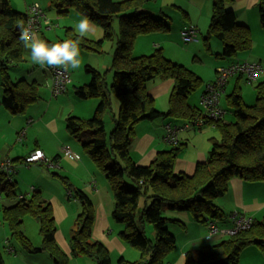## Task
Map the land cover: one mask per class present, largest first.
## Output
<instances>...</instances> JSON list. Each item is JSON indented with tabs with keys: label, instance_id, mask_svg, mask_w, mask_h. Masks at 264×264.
Segmentation results:
<instances>
[{
	"label": "trees",
	"instance_id": "16d2710c",
	"mask_svg": "<svg viewBox=\"0 0 264 264\" xmlns=\"http://www.w3.org/2000/svg\"><path fill=\"white\" fill-rule=\"evenodd\" d=\"M153 1L156 0H49L50 6L59 16L67 15L72 9L77 10L103 30V37L96 41L87 36L78 38L74 28L67 27L65 37L58 42L75 40L86 50L102 53L104 42L114 40L115 35H119L112 61V83L109 84L106 74L87 66L92 76L91 82L75 88L78 98L99 99L94 116L82 118L69 114L65 119L67 133L83 145L98 169L106 175L114 197L112 216L124 225L118 234L119 238L140 251L139 261L132 262L121 256L118 264H168L169 255L178 245L176 235L167 224L175 222L180 229L186 230V223L177 218L165 217L164 209L187 210L196 222L208 226L215 221L221 226L227 214L215 201L228 192L230 180L239 177L250 182H264V81L255 84L256 100L253 104L245 103L239 87L228 95L227 101L233 110L234 121L209 119L202 107L189 101L202 81L198 74L167 58L162 47L156 48L152 54L133 56L139 35L171 30L164 19H155L143 10L145 5ZM228 1L213 0L210 24L204 38L208 46L212 38L223 43L222 58H233L248 52L253 43L250 27L237 22L234 11L227 9ZM259 7L264 27V0H260ZM27 18L26 12L12 8L11 0H0V73L4 88V98L0 104L12 115H24L30 106L41 99V83L38 80L21 78L15 82L11 76V70L26 61L18 25H26ZM116 19L119 20L118 34L114 29ZM53 26L51 21L50 27H47ZM46 71L50 91L51 70L46 68ZM161 81H171L173 86L168 111L157 108L156 98L149 89L152 83ZM112 95L120 99L121 108L118 118L114 119L115 128L108 135L104 115L112 108ZM161 118L190 120L197 128L207 123L215 124L220 130V138L211 139L212 148L208 159L198 162L192 174L175 169L184 144H180V126L171 122L178 129L177 142L169 143L173 146L171 150L158 152L148 165L139 164L132 157L130 148L136 126L143 121ZM30 120L26 122V137L34 119ZM165 135L166 126L163 139ZM18 137V142H25L26 137L23 141H19ZM63 147L67 146H61V152ZM27 156L15 160L7 157L11 159L15 173L18 162L24 166H44L43 163H28ZM59 177L70 195L81 204V212L75 219V228L72 229L66 249L59 242V228L52 202L40 189H34L30 196L18 194L15 180L10 183L7 173L0 168V216L9 227L11 238L17 240L26 252H46L53 264H71V259L79 256L94 260V264H111L109 247L92 238L95 226L92 199L67 177ZM4 196L8 198L7 202L16 201L2 204ZM142 200H145V204L141 209ZM147 200H151L150 205ZM27 216L35 217L39 222L42 236L39 246L33 244L25 231ZM232 217L231 213L229 218ZM148 224L154 227V237L146 233ZM6 242L7 251L15 253L10 240ZM251 245L264 250V218L254 220L250 228L224 237L219 243L191 249L186 254L184 264H240L241 252ZM0 264H5L1 252Z\"/></svg>",
	"mask_w": 264,
	"mask_h": 264
},
{
	"label": "crops",
	"instance_id": "0c3cea01",
	"mask_svg": "<svg viewBox=\"0 0 264 264\" xmlns=\"http://www.w3.org/2000/svg\"><path fill=\"white\" fill-rule=\"evenodd\" d=\"M162 1H163V8L172 5L173 7L179 9L181 12H183V10L185 11L183 12V14L185 13L184 14L185 21L182 20L183 24L180 28L181 29L180 34L183 28L188 25L197 26L200 31L199 33L204 32V26L202 28V25L204 24L206 25V22L211 17L213 0H175L176 4H165V0ZM235 1L232 0L228 1V3L230 4L229 5L230 9L234 11L237 18V22H239L240 24H245L250 27L252 34V41H253L252 48L248 52H242L238 54L237 57L224 58L225 60L222 62H215L216 72L217 69L221 66H228L237 61H244V60H247L249 62L257 61L264 66V27L262 26L260 20V7H259L260 0H240L242 3V4L240 3L241 5H239L238 3H234ZM34 2H39V1L35 0ZM47 2L49 5L50 4L49 0H47ZM30 4H32V0L31 1L24 0V2H20L21 8L20 7L17 8L18 10L16 11L25 13L27 7ZM45 13L47 17L54 23L53 18L48 15V12L46 10ZM76 14L81 15L82 13L77 12L73 14L72 11H70L67 15H61L64 16V21H62L64 22L63 24L64 29L67 27H72L75 29V25L79 22L80 19H82V17ZM199 25H201V27ZM57 26L59 27L61 26L60 21H58ZM53 27L52 28H48L47 26L43 27V29L37 33L38 37L40 39L46 41L48 40L53 43H56L59 40L63 39L65 37V30L60 31L61 33H59V35H56L55 37V34L51 35V32L53 31ZM91 28L92 31L89 34V36L92 35V37L91 36L89 37L88 35L87 37L96 40L101 39L103 37L102 30L99 29V26L91 22ZM46 32L48 37H46ZM165 40L166 38L163 39V41ZM154 43L156 47L159 46V44L156 43V40L154 41ZM173 44L175 45L176 42H171V45ZM221 47L223 49V44L220 45L217 48V50H220ZM79 48H80V54L82 53L84 54L85 52L84 48L81 47L80 45ZM25 53H27L26 57L30 59L29 51L24 48V54ZM217 53H218L217 56L221 57L220 56L221 50ZM28 59L26 60V62L27 64H30L28 62L29 61ZM169 59L172 60V58ZM31 64L33 65V68L28 73H26L25 69L23 68L22 72H18V74H20L19 76L28 80L30 77H32L34 80H38L39 82L43 81L42 79L44 78V82L46 84V87L48 88L47 85L48 71H46V68H42V74H43L42 76L43 78H42L41 76H38L36 74L38 68L37 65H34V63ZM27 66L25 68H27ZM80 66H82V63L80 64ZM80 75L81 73L79 67L78 69L74 70V77H72L71 79L72 82L70 85L78 81V84L76 85L74 84L75 86L74 88H76L77 86L84 85L87 83L86 81H88L87 79L88 77H85L84 74L81 76ZM262 81H264V72H262L260 76L253 82H249L247 78L241 74L232 76L228 80L225 87L226 97H228L229 94H231L239 87L242 90V95L245 103L253 104L256 100L255 84ZM208 82L212 83L211 81ZM208 82L204 84L203 88H201L200 91L191 94V96L189 97V101L191 100L190 102L192 104L202 107L201 100L207 88L206 86L208 85L207 84ZM243 82L247 83L244 84L246 88L243 87L242 85ZM172 88L173 86L171 81L155 82L149 86V89L156 98V101L160 97L169 96V94L172 91ZM47 90L48 93L50 94L49 88ZM69 92L70 91L68 89L66 93L56 97V101H52V102L48 101L47 103L40 105L41 109L39 111L42 113V115L41 113H38L36 109H34V107L32 106L29 107L31 109H29L30 111H29L28 119H34V121L27 130V137L25 142L23 143L24 147H19L17 143L18 142L17 137L19 132L26 128V122L28 119L26 120V122L22 117H20V119H15V117L19 115H12L7 109H5L13 117H8V122H7L8 124L6 126L0 125V163L7 157H10L14 160L17 158L22 159L27 155H29L34 149L40 148L45 152L47 157L51 159H55V162L59 164L60 167H55L57 170L63 169L64 173L70 176V172L68 170V165H70L69 159L72 161H74L75 159L71 155H67L61 152V146L69 144L70 145L69 147H72V149L69 148L68 146L67 147L71 151L78 153L80 156H81V151H80V146L74 141L72 137H70V135H68L67 130L65 128V119L69 114H72L71 106L75 105L76 102H78L73 95L69 94ZM164 99H165V103L161 104L160 107H158L157 105L156 106L162 111H168L169 100H167L166 98ZM61 106H62L61 109L62 113L57 112L52 115H49L50 111L54 107L60 108ZM80 106H82L83 109L89 112L90 110L88 108L94 109L93 105L91 104L80 105ZM167 120L169 121L171 119L166 118L163 119V121H161V119L160 120L157 119L153 121H143L136 126L135 137L131 145V147H133L134 149L133 152L131 151V155L134 158L135 162L142 165H148L152 162V160L154 159V157L157 155L158 152L168 151L173 148L172 145L166 143L163 139V136L165 134V126L171 122V121L168 122ZM171 123L180 126V130H179L180 144H184L183 145L184 148L180 152L178 159L176 161L175 169L176 171L179 172L192 174L195 171L198 162H204L208 159L209 152L212 148L211 139L214 137L218 138L217 137L218 127L215 124L207 123L205 126L203 127L201 126V128H197L196 125L195 126L192 125L194 123H191L190 120H183V119L177 121L173 120ZM187 124H189L190 126L188 127ZM43 131L46 132L45 136L41 135ZM17 165H18L17 173H15L14 175V180L18 194L27 195L30 191L33 192L34 189L35 190L40 189L43 192L44 196L52 202L54 207L55 218L57 221L61 222L65 218H68L70 216V211L74 215L73 218L76 217L75 215L78 212V203L77 205L76 203H74L75 210L70 209V207L67 206L66 203H64L65 194H68L69 197L72 198L74 197L70 195L69 190H67V187L64 184L63 185L66 188L67 192H65L63 187L58 188L57 186L53 191H48L44 186H42V184L38 186L32 185L33 187H31L30 190L26 186L21 187L18 181H21L20 178H23L24 174H27L32 179L33 184L38 182L34 181L32 175L33 172L26 171L24 168H22V166L24 165L20 164V162H18ZM27 167H31V166H27ZM36 167H37V171L44 173L43 170H40V168H38V167L43 168L44 166L39 165ZM16 175H18L19 178L18 177L15 178ZM56 176L59 177L60 174L57 173ZM67 178L71 182V179L69 177ZM55 183L57 182L55 181ZM91 186L93 187V189L91 188ZM82 188L92 199L95 205L93 199L95 196L100 198L99 192L102 191L101 189H98L96 182L93 183L90 182L89 185ZM43 189H46V192ZM73 199L75 200V202L79 201L75 198ZM3 202L4 201H2V203ZM12 203L14 202H11L9 204ZM79 205H81L80 201H79ZM218 205L227 214L226 220L221 222L220 224L221 227L230 228L234 225V218L233 217L231 219L229 218L230 214L232 213L233 216L234 212H237L238 215L251 217L253 219V222L254 220H261L264 218V184L261 182L246 181L239 177L232 178L229 182L228 192L224 196L219 197ZM103 206L104 205L102 204V200L99 201V207L103 208ZM186 221L188 222V225L193 228V232L189 233V230L186 227L187 233L183 234L180 232L179 234H175L178 246L169 255L168 264H184L186 259V254L191 249L200 248L199 245L202 244V242L199 241V239L201 238L200 235H202V233L198 227H195L196 223H194V221L191 220H186ZM109 225H112L109 219V214H106L104 211H102V215L100 216V218L96 219L95 217V226L93 229V234H96L98 237H100L102 239V242H104L109 248L116 247L121 252H125L127 250V247L123 243V241L119 238V236L110 237V235L106 234L105 229ZM73 227L68 232V235L70 236H72ZM100 231H102V236L97 233ZM58 238L63 248L66 249L69 247V239L67 238V234L61 228H59ZM191 244H193L192 247L188 248L189 245ZM239 261L240 264H264V250L257 245H251L245 248L241 252Z\"/></svg>",
	"mask_w": 264,
	"mask_h": 264
},
{
	"label": "rangeland",
	"instance_id": "374dc122",
	"mask_svg": "<svg viewBox=\"0 0 264 264\" xmlns=\"http://www.w3.org/2000/svg\"><path fill=\"white\" fill-rule=\"evenodd\" d=\"M28 1H31V0H28ZM34 1L35 0H32V3ZM38 1L42 4V6L44 7V10H46L48 12V15L53 18L54 27H53V31L51 32V35L55 34V37H56V35H59V33H61L60 31L65 30L63 27L64 22H62V21H64V16H58L56 14V11L50 6V4L48 5L47 0H38ZM232 1H235V0H232ZM20 2H24V0H11L12 8L14 10H18L17 8H19V7L21 8ZM234 3H238L239 5L242 4L240 0L239 1L236 0ZM165 4H176V3H175V0H165ZM229 5L230 4L227 3V9L230 10ZM143 10L149 12L155 19H164L170 25L171 30L169 32H153V33L139 35V37L137 38L136 44H135L136 48L133 51V56L152 54L156 50V48L162 47L165 55L168 58H172L173 61H176L182 65H185L186 67H188L190 70L197 73L202 78V81H201L199 87L193 93H197L198 91H200V89L203 88V86L206 82L216 81L217 74L215 71V69H216L215 62H222L225 60L224 58L222 59L221 57L217 56V54H218L217 52H219L221 50V53H222L224 46H223V49L221 47L220 50H217V48L220 45H222L223 43L219 39H216V38H212L210 40L209 46L206 45L204 38L206 37L207 32H208L210 19L206 22V25L205 24L202 25V28L204 26V32L199 33L198 41H196V42H184V40L182 39V36L180 34V31H181L180 28L183 24L182 20L185 19V16L183 14V12H185V11L183 9H182L183 12H181L179 9L173 7L172 5H169L166 8H163V1L162 0H156V1L150 2L147 5H145ZM71 11L73 14L77 13L76 12L77 10L72 9ZM161 12H163V13H161ZM76 15H79L82 18L84 17L83 14H81V15L76 14ZM58 21L61 22L60 27L57 26ZM199 26L201 27V25H199ZM99 29L102 30V28L100 26H99ZM114 29L116 31V34H118V32H119V20L118 19H116L114 22ZM102 34H103V30H102ZM175 34H176V36H175ZM90 36L92 37V35H90ZM46 37H48L47 32H46ZM118 37H119V35H115L114 40H106L103 44V52L102 53L91 52L89 50L84 49V51H85L84 54L83 53L81 54L82 66H80V73H81V75L84 74L85 77H88L87 78L88 81H86L87 82L86 84H89L91 82V77H92L91 74L87 70V66H91V67L97 69L99 72L106 74L109 84L112 83L113 76H114V70L112 68V61L114 58V53L116 51ZM164 38H166L165 41H163ZM155 40H156V43L159 44L158 47L155 46V43H154ZM171 42H176V44L171 45ZM163 44H165V45H163ZM24 56H25V59L27 60L28 59L26 57L27 53H25ZM28 60H29L28 62L30 64H27V62L25 61L24 63L16 66L15 68H13L11 70V76L15 82H17L18 80H20L22 78L21 76H19L20 74H18V72H22L23 68L25 69L26 73H28L33 68V65L31 64V63H33L31 61V58ZM34 65H36V64H34ZM26 66H27V68H25ZM37 67L38 68H37L36 74L38 76L42 77L43 76L42 68H40L38 65H37ZM26 73H25V76H26ZM70 73H71V79H72V77H74V70H71ZM29 80L31 81L34 79L32 77H30ZM39 80H41V79H39ZM42 80L43 81L40 82L41 83V87H40L41 99L36 104L32 105V107H34V109H36V111L38 113H41L39 111L41 109L40 105H43V104L47 103L48 101H50V102L56 101V98H50L51 95L48 93V90H47L48 88L46 87V84L44 82V78ZM70 84H69V86H70L69 94L73 95L75 97V99L78 101V102H76L75 105L71 106L72 115H76V116L82 117V118H92L96 112V108L98 106L99 99H97V98H90V99L78 98L76 93H75L76 89L74 88L75 87L74 84L75 85L78 84V81L74 82L72 85H70ZM207 84H209V82ZM244 84H247V83L246 82L242 83L243 87L246 88L244 86ZM43 89H45V90H43ZM0 94H1L0 95L1 96L0 102H2V100L4 98V96H3L4 88L2 87L1 73H0ZM169 96H170V94H169ZM169 96L160 97L156 101V103H157L156 105L158 107H160L161 104L165 103L164 98L169 100ZM111 100H112V108H111V110L107 111L106 114L104 115L105 127H106V132L108 135H110V133L115 128L114 119L118 118V116L120 114V108H121L120 99L116 95H112ZM88 104H91L94 107V109L87 107L90 110V112L83 109V107L80 106V105H88ZM220 105L226 111L224 120H226L227 122L234 121L235 116H234L233 110L231 109L230 105L228 104L227 97H226L225 93H223L221 96ZM5 109L6 108L4 107V105L0 104V125H2V126H6L8 124L7 123L8 117H13ZM29 109H31V108H28V110L24 114V116L19 115V116H16L15 119H20V117H22L26 122V120L29 118V111H30ZM61 109H62V106L60 108L54 107L50 111L49 115H52V114L57 113V112L62 113ZM202 109L204 110L203 107H202ZM41 115H42V113H41ZM168 119H171V118H168ZM161 121H163L162 118H161ZM169 121L172 122L173 120L171 119ZM41 135L45 136L46 132L43 131L41 133ZM217 137L220 138V130L219 129L217 130ZM74 141L80 146L81 159L80 160H74V161L69 159L70 165H68V170L70 172V176L68 174L64 173L63 169L57 170L55 167H47V166H44L43 168L38 167V168H40V170H43V172H44V173H41V172L37 171L36 166L27 167V166L21 165L22 168H24L26 171L33 172L32 175H33L34 181H37L38 183L33 184L32 179L27 174H24L23 178H20L21 181H18V182L20 183L21 187L26 186V187H28L29 190L33 186H38V185L42 184V186H44L48 191H53L55 189V187L57 186L58 188L63 187L65 192H67L66 188L64 187L65 184L62 183L63 181L61 180L60 177L56 176L57 173L62 175V176L69 177L71 179V182L73 183V185L76 186V188H80L83 191H84V189L82 187L89 185L90 182H92V183L96 182L98 189H101L102 191L99 192L100 198L95 196L93 199L95 202V205H94L95 217H96V219L100 218V216L102 215V211H104L106 214H109V219H110L112 225H109L105 229V232L107 235H110V237L118 236L119 232L121 230H123L124 225L122 223L117 222L112 216V211L114 209V207H112V206H114V197H113V192L111 190L110 184L106 178V175L98 169V167L96 166V164L94 163L92 158L89 156L88 152L83 147V145L80 142H78L76 139H74ZM17 143H18L19 147H24L22 142H17ZM66 146L69 147L70 145L66 144ZM109 146H110V143H109ZM69 148L72 149V147H69ZM133 150H134L133 147H131L130 151L133 152ZM35 171H37V172H35ZM94 173H96L97 175ZM17 177L19 178L18 175L15 176V178H17ZM127 180H128V182L132 183L130 179H127ZM55 181L58 183V185H57V183H55ZM261 183L264 184V182H261ZM91 188L93 189L92 186H91ZM46 189H43V190H45V192H46ZM31 193H32V191H30L27 194V196H30ZM96 195H98V194H96ZM73 198L69 197L68 194H65L64 195V203H66L67 206L70 207V209H74V210H75V204L74 203H76V205L78 203V212L75 215L77 217L79 212H81V205H79V201L75 202V200ZM7 199L8 198H6L4 196L3 197L4 202L2 204L7 203ZM101 200H102V204L104 205L103 208L99 207V201H101ZM14 201H16V200L13 199L11 201H8V203L14 202ZM218 201H219V198L216 199L215 203L218 204ZM144 202H145V200H142L141 209L144 208V204H145ZM147 202L149 205L151 204V200H147ZM163 215L165 217H168V218H173V219L177 218L179 220H183V222L186 223V227L188 228L189 233L193 232V228L188 225V222L186 220L194 221V223H196L195 227H198L202 233V235H200L201 238L199 239V241L202 242V244L199 245L200 247H203L206 245H214L216 243H219L221 240H223V238L220 236H216V237H214V239H212V238L208 239L207 238L208 226L205 225L204 223L196 222L190 211L179 210V209L173 210V209L166 208L163 210ZM73 216H74L73 213L70 211V216L68 218H65L61 222L57 221L58 228H61L63 231L66 232L67 238L69 239V241H70L72 236L68 235V232L73 227V224L75 223V219H76V217L73 218ZM167 226L173 234H179L180 232L183 234L187 233L186 232L187 230H184L183 228H182V230L179 229V225L176 224L175 222H169L167 224ZM74 228H75V226L73 227V229ZM25 231H26L27 235L32 239V242L34 245L39 246L40 244H42V236L40 234L39 222L35 217L27 216V218L25 220ZM97 233L102 236V231L97 232ZM146 233L149 237H154L155 230H154V227L152 224H148L146 226ZM92 238L95 240L102 241V239L100 237H98L96 234H93ZM8 239L10 240L9 243H11L15 247V250H16L15 253H10L9 251H7L6 247H7L8 242H6V241ZM123 243L127 247V250L125 252H121L116 247L109 248L111 259H112L111 264H118V261H119L121 256H124L127 260L132 261V262L140 260V251L137 250L136 248L131 247L129 244H126L125 242H123ZM192 245L193 244L189 245L188 248H191ZM0 252L2 253V255L4 257L5 264H53V260L51 259V257L46 252H40V253L26 252L17 240L11 238V233L9 231V227L3 220H1V216H0ZM94 263H95L94 260H92L86 256H79V257H74L71 259V264H94Z\"/></svg>",
	"mask_w": 264,
	"mask_h": 264
},
{
	"label": "built area",
	"instance_id": "2783aa9c",
	"mask_svg": "<svg viewBox=\"0 0 264 264\" xmlns=\"http://www.w3.org/2000/svg\"><path fill=\"white\" fill-rule=\"evenodd\" d=\"M27 23L25 26L31 22L32 29L38 33L42 26L47 25L50 27L51 20L47 17L43 6L39 2H34L27 7ZM199 29L195 25L185 26L181 32L182 39L184 42H195L198 41ZM50 92L53 98H56L66 92L67 87L71 83V73L70 71H63L58 69L50 68ZM264 72V66L260 62H249L247 60L237 61L228 66H221L217 69V79L216 81L209 83L206 90L202 96L201 105L204 108L205 113L211 120H221L224 119L226 111L221 107L220 101L221 96L225 93V87L228 80L235 75H243L247 78L249 82L255 81L260 74ZM29 121H31L29 119ZM28 121V122H29ZM200 124L202 123L199 121ZM198 122V123H199ZM189 127L190 125L187 124ZM177 127L171 123L166 125V135L164 141L166 143H176L177 142ZM26 137V128L23 129L18 137L19 141H23ZM62 151L65 154L71 155L75 160H79L80 156L67 147H63ZM26 161L28 163H43L47 167H60L55 161L47 158L45 153L36 149L29 156H27ZM1 170L7 173L8 180L10 183L14 182L15 169L11 159L7 158L0 164ZM234 225L230 228H224L219 226L215 221L208 225V238H214L216 236L227 237L230 235H235L236 233L248 229L253 224V219L251 217H246L243 215H238L237 212L233 213Z\"/></svg>",
	"mask_w": 264,
	"mask_h": 264
},
{
	"label": "clouds",
	"instance_id": "9594fccd",
	"mask_svg": "<svg viewBox=\"0 0 264 264\" xmlns=\"http://www.w3.org/2000/svg\"><path fill=\"white\" fill-rule=\"evenodd\" d=\"M19 39L24 48L29 51L31 61L40 68H52L63 71L75 70L80 67L81 54L78 43L75 40H63L49 43L40 39L32 29L31 22L27 26L23 23L18 25ZM74 31L78 38H84L92 31L91 22L84 16L75 25Z\"/></svg>",
	"mask_w": 264,
	"mask_h": 264
}]
</instances>
